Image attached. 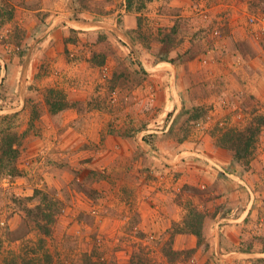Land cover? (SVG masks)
Listing matches in <instances>:
<instances>
[{
  "label": "rangeland",
  "instance_id": "obj_1",
  "mask_svg": "<svg viewBox=\"0 0 264 264\" xmlns=\"http://www.w3.org/2000/svg\"><path fill=\"white\" fill-rule=\"evenodd\" d=\"M2 4L0 234L28 233L0 259L36 243L38 252L44 236L26 217L40 207L55 215L44 238L54 264H264V37L250 22L264 18V0ZM247 143L236 161L231 148ZM234 170L248 212L215 235L243 246L216 250L207 187L192 176L216 174L228 191ZM162 192L185 201L168 230L139 210L145 202L161 218ZM179 233L198 238L201 258L174 249Z\"/></svg>",
  "mask_w": 264,
  "mask_h": 264
},
{
  "label": "crops",
  "instance_id": "obj_2",
  "mask_svg": "<svg viewBox=\"0 0 264 264\" xmlns=\"http://www.w3.org/2000/svg\"><path fill=\"white\" fill-rule=\"evenodd\" d=\"M4 12H5V10H4L3 4H2V0H0V18L3 17ZM204 72L205 71H200L202 76H204L206 74V73L204 74ZM204 79H205V76H204ZM204 79H203V82H204ZM205 81H207V80H205ZM199 83H202V81ZM239 84H242V83H239ZM249 85L252 87L251 83H249ZM232 88H234V87H232ZM253 92H254V90H253ZM253 94H255V92ZM178 96L173 97L174 101L177 102V107L180 106ZM208 98H209V95L207 94V99L206 98L205 99L208 100ZM173 108H175V106L168 107V110L171 111V110H173ZM177 111H178V109H177ZM167 131H168V129H167ZM219 151L220 152H218V154H220V158L222 160L220 162L222 163V165L226 166V164L232 163L233 157L225 154L222 150H219ZM240 170H236V171L234 170L237 175H232L229 173L226 174L228 177L232 178V179H230V178L227 179L229 182V185L227 183V185L229 186L228 191L225 187L223 189H220L221 186H219V185H222L223 181H222V179H219L216 174L207 172L208 176H206L204 174L203 175L195 174L192 176V179L194 180V182L197 181V184L203 183L207 187V191H205V193H204L205 199H203V200L198 199V201L199 200L203 201L202 203L204 204V207L206 208V210L208 212H210V214L213 213V214H211L210 220L207 221V228L209 229V232H208L206 240L209 244H211V246L215 245L216 250L217 249H223L224 250V249H228V247L229 248L230 247H236L235 249L237 251L238 246H243L242 242L244 239L241 237H240V239L233 240L231 238L232 235L231 236L228 235V239L223 238V236H221L219 234L217 236L215 235V231L217 230L218 227L220 228V226L221 227L228 226V225H226V222L238 221L239 218L244 219V214L248 212V210H247L244 213L243 209L241 208L245 202L246 195L244 193L243 187L240 186L241 184L245 183L240 176L241 173L238 172ZM227 176H225L224 178H227ZM255 179L258 180V177H255ZM167 196L168 195H166V192H164V193L162 192V194L159 193L156 197L157 200H159L158 198H160V200L158 201V204L160 205V207H162L161 211L164 213L161 216V218H158V216L154 215V213L152 214V212H154L153 208H151L148 204H146L145 202L140 203L141 207H139V210H142V208H145L141 212V214H142L141 217L145 221H148V223L151 222L149 224L146 223L149 227H153V228L157 229L162 224V221H164V223L166 224L165 230H168V229L172 228L174 223L181 224V222L183 221L184 214L186 213L185 207L182 204V202L185 203L183 196L179 200V202H175V200L173 199V203L168 200ZM188 196H190L191 198L194 197L193 194L187 193L185 200H187ZM262 196L263 197H261V198L264 199V194ZM208 198H209V200H212V201H210L211 202L210 205L205 203V201H207ZM142 205H145L146 207H144ZM164 208H166L167 211H165ZM168 211H171V213ZM230 216L232 218L233 217H235V218L237 217V218L235 220H233L232 218H228ZM240 225L241 226L236 227V229L239 230V232L243 228V224H240ZM220 231H223V229ZM161 233H162V231H161ZM173 246H174L175 250L180 251V252L185 251V250H197L196 253L198 254V256L200 258L203 255V251L199 247V240L194 234H189V233L176 234L174 239H173ZM219 252L221 253V251H219ZM211 253H212L211 250H209L207 252V254H211ZM236 253H238V252H236ZM247 256L248 255L245 254V252L244 253L242 252L240 258H242L244 260L245 258H247ZM261 256H263V255L255 252V258H261ZM249 264H255V262L252 261V262H249Z\"/></svg>",
  "mask_w": 264,
  "mask_h": 264
},
{
  "label": "trees",
  "instance_id": "obj_3",
  "mask_svg": "<svg viewBox=\"0 0 264 264\" xmlns=\"http://www.w3.org/2000/svg\"><path fill=\"white\" fill-rule=\"evenodd\" d=\"M250 144H242L241 147H232V150L236 151L235 155V160L239 161L241 159H243V157L249 153L250 151ZM11 151L15 150L11 149ZM40 207H37V209L32 210L30 209L28 211L27 214V219L26 221L31 225H34L35 228H37L41 234L44 236V238H50L52 236V225L50 224V222H54V216L53 213H46L44 212V210H40ZM23 228H25L24 226H21L20 229H18L17 231H6V234H0V253L2 251V249H4L5 247V243L6 241H10V243H13L15 241H19L22 240L23 238H26V236H24L25 234H27L28 232H25L23 230ZM24 231V232H23ZM194 234H196L198 236V238L201 237V234L198 232H192ZM3 235L6 236V240L3 238ZM24 236V237H22ZM44 238H41L39 240V245L38 246V254L33 252L35 249V245H38L37 243L34 244V246H26V250L23 251V248L20 247L18 251H9V253L7 254V258L5 259H0V264H32L33 262L36 264H54L55 263V259L52 255V253H50V251H48V249H46L45 246V240ZM25 247V246H23ZM36 251V250H35ZM4 253V252H3ZM5 255V254H4ZM57 263V262H56Z\"/></svg>",
  "mask_w": 264,
  "mask_h": 264
},
{
  "label": "built area",
  "instance_id": "obj_4",
  "mask_svg": "<svg viewBox=\"0 0 264 264\" xmlns=\"http://www.w3.org/2000/svg\"><path fill=\"white\" fill-rule=\"evenodd\" d=\"M250 22L253 27H257L258 33L264 37V18L251 17Z\"/></svg>",
  "mask_w": 264,
  "mask_h": 264
},
{
  "label": "bare ground",
  "instance_id": "obj_5",
  "mask_svg": "<svg viewBox=\"0 0 264 264\" xmlns=\"http://www.w3.org/2000/svg\"><path fill=\"white\" fill-rule=\"evenodd\" d=\"M78 28V27H77Z\"/></svg>",
  "mask_w": 264,
  "mask_h": 264
}]
</instances>
